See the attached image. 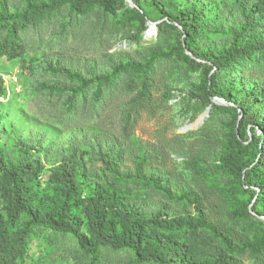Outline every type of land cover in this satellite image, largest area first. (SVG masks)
Returning <instances> with one entry per match:
<instances>
[{
    "label": "trees",
    "instance_id": "16d2710c",
    "mask_svg": "<svg viewBox=\"0 0 264 264\" xmlns=\"http://www.w3.org/2000/svg\"><path fill=\"white\" fill-rule=\"evenodd\" d=\"M24 1V9L13 11L0 1V59L22 60L26 55L25 29L41 24L64 7L79 16L97 10L111 16L126 13L139 41L149 21L157 23L160 40L172 34V43L151 49L145 63H120L107 74L86 77L71 68L49 64V71L65 75L74 86L42 84L40 89L71 95L69 106H73L75 99L89 90L101 99L121 76L133 72L143 78L138 101L150 98L148 81L159 60L176 57L200 69V81L192 92L202 106L200 111L210 109L213 116L216 98L228 104L217 106L229 115L217 160V169L227 177L221 195L229 203L233 221L252 228V241H247L244 249L264 260V86L233 76L234 70L264 59V0H228L234 11L227 13V18L215 3L206 11V0H132V8L129 0ZM150 10L159 18L151 16ZM208 36H220L223 42L202 48L200 42ZM9 93L0 74V99ZM2 106L0 101V264L22 263L39 228L73 236L89 256L86 264H103L101 249L131 251L132 264H240L228 252L210 253L198 247L197 238L204 232L225 241L230 249L233 243L214 228L197 192L180 186L179 179L175 178L178 183H171L169 176L164 180L166 173L152 166L149 150L138 141L132 170L123 167L124 152L116 144L97 145V172L88 170L84 161L91 150L88 147L71 149L47 168L38 155L45 152L28 139L15 133L13 141L4 140L7 130L14 131ZM200 111L198 116L203 113ZM131 120L129 112L127 125ZM258 129L262 136H256ZM203 161L201 151L193 152L184 165L192 175L201 177ZM150 191L192 211L174 214L166 206L148 211L141 202L145 201L142 194Z\"/></svg>",
    "mask_w": 264,
    "mask_h": 264
},
{
    "label": "rangeland",
    "instance_id": "374dc122",
    "mask_svg": "<svg viewBox=\"0 0 264 264\" xmlns=\"http://www.w3.org/2000/svg\"><path fill=\"white\" fill-rule=\"evenodd\" d=\"M0 1H4L12 11L25 7L24 0ZM181 2L185 3L183 0ZM128 3L130 8L134 7L131 0ZM211 3L216 4L225 18L229 16L227 13L234 11L228 0H206V11L211 9ZM150 15L159 18L153 10H150ZM134 29V23L126 13L111 16L97 10L89 16H79L68 7L57 10L37 26H28L22 33L26 45L24 58L0 59V74L10 89L9 95L0 101L3 103L2 109L8 114L6 122L12 125L14 131L7 130L2 137L5 141H13V134L17 133L28 139L45 152L38 155L47 168L67 156L71 149L88 147L91 150L84 161L91 172L100 169L96 158L98 144H116L124 152L123 167L132 170L138 141L149 150L152 166L166 173L164 180L169 176L171 183H176V179H179L180 186L186 185L188 190L197 192L214 228L233 243L230 249L225 241L204 232L197 238L198 247L210 253L228 252L226 254L240 264H264L260 256L244 249L247 241H252V228L233 221L229 203L221 195L220 187L227 177L217 169V160L222 152L224 122L229 115L218 110L217 106L228 104L213 101V116L210 109L203 113L200 111L202 106L192 93L200 81V69L195 70L176 57L159 60L150 74V98L146 100H136L140 96L143 78L133 72L121 76L101 99H96L94 90H89L75 99L73 106H69L71 95L40 89L42 84L74 86L65 75L49 71V64L62 69L71 68L86 77H93L111 72L120 63H145L151 49L172 43L171 33L160 40L157 29L149 38L146 37L147 29L139 41L133 36ZM222 42L220 36H208L200 44L202 48H209ZM239 75L247 83L256 82L264 86V59L256 64L249 63L244 70H234L233 76ZM134 100L137 102L134 103ZM199 111L202 113L200 116ZM129 112H132V120L127 125L126 115ZM205 113L208 114L203 119ZM262 135V130L258 129L256 136ZM200 151L204 154L202 166L205 172L203 176L196 177L184 163L193 152ZM142 198L145 201L141 203L148 211L161 206H166L174 214L192 211L182 203L156 192H146ZM37 231L29 244L26 259L20 264L89 262V256L79 249L73 236L56 234L43 228ZM190 241L195 243L194 239ZM101 253L103 264H132L134 259V254L128 250L101 249Z\"/></svg>",
    "mask_w": 264,
    "mask_h": 264
},
{
    "label": "bare ground",
    "instance_id": "6f19581e",
    "mask_svg": "<svg viewBox=\"0 0 264 264\" xmlns=\"http://www.w3.org/2000/svg\"><path fill=\"white\" fill-rule=\"evenodd\" d=\"M154 31H155V28L153 27V25H150L147 32H146V37H148V38L152 37ZM216 102H218L219 104H225V102H223V100H217ZM207 114L208 113H205L202 118L205 119Z\"/></svg>",
    "mask_w": 264,
    "mask_h": 264
},
{
    "label": "water",
    "instance_id": "95a60500",
    "mask_svg": "<svg viewBox=\"0 0 264 264\" xmlns=\"http://www.w3.org/2000/svg\"><path fill=\"white\" fill-rule=\"evenodd\" d=\"M131 1H132V0H131ZM132 3H133V1H132ZM150 25H153V27L155 28V30L157 29V23H151V22H150V23H149V26H150ZM217 100H223V99H220V98H219V99H214L215 102H216ZM223 101H224V100H223Z\"/></svg>",
    "mask_w": 264,
    "mask_h": 264
}]
</instances>
